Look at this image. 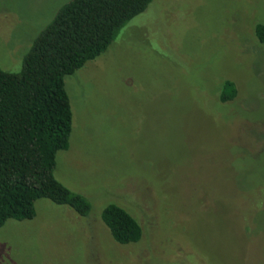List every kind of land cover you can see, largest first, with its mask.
<instances>
[{"label":"rangeland","instance_id":"374dc122","mask_svg":"<svg viewBox=\"0 0 264 264\" xmlns=\"http://www.w3.org/2000/svg\"><path fill=\"white\" fill-rule=\"evenodd\" d=\"M72 0H0V68L20 71ZM264 0H153L66 78L73 110L55 178L92 205L48 199L0 229V264H264ZM233 101H220L224 81ZM142 226L117 243L109 204Z\"/></svg>","mask_w":264,"mask_h":264},{"label":"trees","instance_id":"16d2710c","mask_svg":"<svg viewBox=\"0 0 264 264\" xmlns=\"http://www.w3.org/2000/svg\"><path fill=\"white\" fill-rule=\"evenodd\" d=\"M152 2L72 0L34 39L20 71L0 68V229L9 220H33L42 199L90 214L88 199L55 178L58 153L69 149L73 133L66 78L103 55ZM256 37L264 45V24ZM221 90L222 103L238 93L229 80ZM102 220L121 245L143 238L141 224L117 204L104 208Z\"/></svg>","mask_w":264,"mask_h":264}]
</instances>
